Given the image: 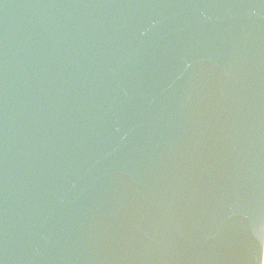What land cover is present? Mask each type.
I'll list each match as a JSON object with an SVG mask.
<instances>
[{
    "label": "water",
    "instance_id": "1",
    "mask_svg": "<svg viewBox=\"0 0 264 264\" xmlns=\"http://www.w3.org/2000/svg\"><path fill=\"white\" fill-rule=\"evenodd\" d=\"M264 0H0V264H261Z\"/></svg>",
    "mask_w": 264,
    "mask_h": 264
},
{
    "label": "bare ground",
    "instance_id": "2",
    "mask_svg": "<svg viewBox=\"0 0 264 264\" xmlns=\"http://www.w3.org/2000/svg\"><path fill=\"white\" fill-rule=\"evenodd\" d=\"M262 264H264V247H263V257H262Z\"/></svg>",
    "mask_w": 264,
    "mask_h": 264
}]
</instances>
